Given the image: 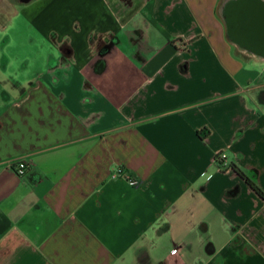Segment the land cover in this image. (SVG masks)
Here are the masks:
<instances>
[{"label": "crops", "instance_id": "crops-1", "mask_svg": "<svg viewBox=\"0 0 264 264\" xmlns=\"http://www.w3.org/2000/svg\"><path fill=\"white\" fill-rule=\"evenodd\" d=\"M225 1L43 2L50 65L0 60V264H264V57Z\"/></svg>", "mask_w": 264, "mask_h": 264}, {"label": "rangeland", "instance_id": "rangeland-1", "mask_svg": "<svg viewBox=\"0 0 264 264\" xmlns=\"http://www.w3.org/2000/svg\"><path fill=\"white\" fill-rule=\"evenodd\" d=\"M44 1L34 0L26 5L21 4V0H0V60L4 54L13 67L24 72L35 73L45 69L52 61L50 54L56 52L45 34L38 29L36 16L44 14L41 11ZM56 36L50 33L49 39ZM257 67L264 70V62Z\"/></svg>", "mask_w": 264, "mask_h": 264}, {"label": "water", "instance_id": "water-1", "mask_svg": "<svg viewBox=\"0 0 264 264\" xmlns=\"http://www.w3.org/2000/svg\"><path fill=\"white\" fill-rule=\"evenodd\" d=\"M221 12L232 40L264 57V0H226Z\"/></svg>", "mask_w": 264, "mask_h": 264}, {"label": "built area", "instance_id": "built-area-1", "mask_svg": "<svg viewBox=\"0 0 264 264\" xmlns=\"http://www.w3.org/2000/svg\"><path fill=\"white\" fill-rule=\"evenodd\" d=\"M218 161H226L227 155L225 153H220L217 157ZM10 168H12L19 176H24L27 171V163L23 160H13L8 163ZM115 178L122 177L128 181V183L133 186L137 187L140 185V181L135 179L134 177L129 176L124 170H117L114 173Z\"/></svg>", "mask_w": 264, "mask_h": 264}, {"label": "trees", "instance_id": "trees-1", "mask_svg": "<svg viewBox=\"0 0 264 264\" xmlns=\"http://www.w3.org/2000/svg\"><path fill=\"white\" fill-rule=\"evenodd\" d=\"M234 170L235 172L244 180H246V182L256 191L258 192L260 195H262L264 197V193L258 188V186L254 183V181L249 178L243 171H241L238 167L234 166Z\"/></svg>", "mask_w": 264, "mask_h": 264}]
</instances>
